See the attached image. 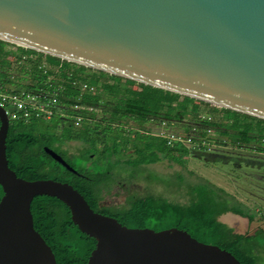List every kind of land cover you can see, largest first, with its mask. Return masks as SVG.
<instances>
[{"label":"water","instance_id":"water-1","mask_svg":"<svg viewBox=\"0 0 264 264\" xmlns=\"http://www.w3.org/2000/svg\"><path fill=\"white\" fill-rule=\"evenodd\" d=\"M0 39L264 119V0H0ZM8 124L0 105V264H56L33 225L38 195L95 239L87 264H243L177 227L122 225L69 183L18 177Z\"/></svg>","mask_w":264,"mask_h":264},{"label":"trees","instance_id":"trees-1","mask_svg":"<svg viewBox=\"0 0 264 264\" xmlns=\"http://www.w3.org/2000/svg\"><path fill=\"white\" fill-rule=\"evenodd\" d=\"M82 82L92 89L82 88ZM43 90L57 97L50 119L25 118L14 107L3 105L9 119L6 157L18 177L69 183L94 211L115 217L122 225L156 231L177 227L201 242L231 252L243 264H264V229L260 227L250 235L237 233L218 220L220 215L232 213L252 222L257 212L206 178L185 181L177 175L172 180L176 188H183L184 201L148 192L129 196L124 205L101 203L104 193L113 189L123 173L136 178L146 166L161 161L185 167L184 157L191 151L212 154L207 151L211 133L216 134L217 142L264 152L263 118L0 39V92L36 94ZM75 105L92 107L81 110L84 119L79 126L74 124V116L80 111ZM202 105L222 111V119L201 117ZM98 107L102 116L96 120ZM183 118L188 123L179 133L191 135L198 147L182 143L170 146L147 126L157 120L172 127ZM69 142L80 144L75 152L85 159V164H79L68 150ZM44 147L60 155L75 172L51 157ZM2 195L0 185V199ZM30 210L34 228L52 249L56 264H87L96 241L73 223L65 203L56 197L38 195L32 199ZM261 217L264 219V215Z\"/></svg>","mask_w":264,"mask_h":264},{"label":"rangeland","instance_id":"rangeland-1","mask_svg":"<svg viewBox=\"0 0 264 264\" xmlns=\"http://www.w3.org/2000/svg\"><path fill=\"white\" fill-rule=\"evenodd\" d=\"M55 62V65H58ZM109 84V81H107ZM96 120L102 116L101 108L96 109ZM201 117L210 120H221L223 112L213 111L211 106H201ZM188 120L183 118L167 130L182 132L183 125ZM157 120L147 126L152 133H158L162 127ZM219 131L220 135H224ZM212 142L207 151L212 154L197 155L190 152L184 157L185 167L177 164L170 165L167 161H161L145 167L143 173L136 178H130L127 173L120 175L118 181L109 193H105L108 202L124 205L131 195L142 196L148 192L161 193L170 200L184 201L183 188H176L172 182L177 175H182L185 181L196 180L197 177L206 178L223 187L236 198L242 200L251 209L257 212V217L249 222L244 217H237L232 213H224L218 220L234 232L253 234L258 228L264 229V152L259 153L251 148H237L230 144L217 142L215 133H211ZM80 146L78 142H69L66 147L73 152L79 164H85L79 152L75 148ZM190 171L192 173H190Z\"/></svg>","mask_w":264,"mask_h":264},{"label":"built area","instance_id":"built-area-1","mask_svg":"<svg viewBox=\"0 0 264 264\" xmlns=\"http://www.w3.org/2000/svg\"><path fill=\"white\" fill-rule=\"evenodd\" d=\"M81 87L84 89L90 88L91 86L87 82H82ZM57 102L56 93L48 94L45 90L39 93H2L0 92V105L4 108V104H8L23 113L25 118H30L32 116L40 117L45 116L47 119H50L55 112V105ZM75 109H80L79 112L74 116L75 126H79L84 119L83 113L81 110H92V107H85L80 105H75ZM7 112V111H6ZM161 131L158 133H152L157 136H161L166 139L168 145L173 146L176 143H182L188 147L195 148L199 145L194 144L193 138L191 135H183L178 132H173L167 130V122H161ZM211 132L210 129L207 131ZM204 143V142H203Z\"/></svg>","mask_w":264,"mask_h":264},{"label":"flooded vegetation","instance_id":"flooded-vegetation-1","mask_svg":"<svg viewBox=\"0 0 264 264\" xmlns=\"http://www.w3.org/2000/svg\"><path fill=\"white\" fill-rule=\"evenodd\" d=\"M101 203L104 204V205H118V204H116V203L108 202V201L105 199V193H104V197L101 199Z\"/></svg>","mask_w":264,"mask_h":264},{"label":"crops","instance_id":"crops-1","mask_svg":"<svg viewBox=\"0 0 264 264\" xmlns=\"http://www.w3.org/2000/svg\"><path fill=\"white\" fill-rule=\"evenodd\" d=\"M235 215V214H234ZM237 217H240V216H238V215H236Z\"/></svg>","mask_w":264,"mask_h":264}]
</instances>
